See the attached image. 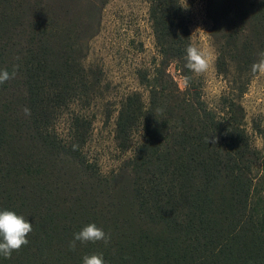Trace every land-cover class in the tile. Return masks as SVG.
<instances>
[{"label":"trees","instance_id":"16d2710c","mask_svg":"<svg viewBox=\"0 0 264 264\" xmlns=\"http://www.w3.org/2000/svg\"><path fill=\"white\" fill-rule=\"evenodd\" d=\"M204 1L216 71L229 91L217 111L206 106L185 67L187 12L180 0H149L164 67L157 78L145 76L147 105L133 93L118 111L122 149L142 131L127 161L131 206L121 210L111 179L81 158L90 121L72 116L65 138L54 128L63 108L93 95L80 61L82 24L50 0H0V71L16 68L0 84V211L32 224L28 244L0 264H83L93 254L105 264H264V156L255 162L261 152L250 144L237 98L264 52V0ZM174 60L190 77L186 89L166 71ZM89 224L110 242L70 250Z\"/></svg>","mask_w":264,"mask_h":264},{"label":"rangeland","instance_id":"374dc122","mask_svg":"<svg viewBox=\"0 0 264 264\" xmlns=\"http://www.w3.org/2000/svg\"><path fill=\"white\" fill-rule=\"evenodd\" d=\"M63 16L77 18L82 24L79 38L80 61L89 80H94L92 96L85 104L83 94L63 108L55 119L54 128L63 138L68 136L69 122L75 114L90 121L81 158L90 162L101 177L114 184L115 198L121 210L131 206V176L127 167L136 144L142 141V131L135 129L129 149H122L115 137L118 111L125 98L139 93L144 105L149 100L145 76L158 77L164 67L149 17V0H50ZM187 12L190 43L212 53L207 72L192 73L193 82L202 92L206 106L217 111L220 96L229 91L224 74L216 71L217 53L211 37L212 21L204 0H180ZM197 29L201 31L197 32ZM166 71L180 89L182 78L178 63L170 61ZM82 91L81 93H84ZM243 109V127L253 148L264 156V75H251L245 91L237 97ZM71 174L76 170L72 168ZM75 176L72 178L74 179Z\"/></svg>","mask_w":264,"mask_h":264},{"label":"clouds","instance_id":"9594fccd","mask_svg":"<svg viewBox=\"0 0 264 264\" xmlns=\"http://www.w3.org/2000/svg\"><path fill=\"white\" fill-rule=\"evenodd\" d=\"M201 31L197 29V32ZM184 57L186 63L185 67L195 75H201L207 72L210 68L213 59L212 53L207 49H201L197 46L190 44L186 50ZM261 59L253 63L251 72L253 75H264V52L260 53ZM16 76V68L10 74L7 70L0 71V84L14 79ZM190 77L184 76L181 78L180 84L182 88L189 86ZM25 116L31 115V110L27 107L23 109ZM216 144V138L206 137V143ZM32 231V224L28 222L23 216L17 215L13 211L4 210L0 211V256L5 259L11 258L13 252H18L23 246L28 244L27 236ZM110 235H107L101 228L95 224H89L84 227L80 232L75 233L73 240L69 244L70 250H75L77 242L84 243H97L103 242L107 245L110 242ZM83 264H105L102 254H93L91 256L83 257Z\"/></svg>","mask_w":264,"mask_h":264}]
</instances>
